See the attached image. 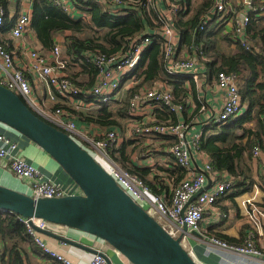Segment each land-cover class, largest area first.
<instances>
[{"label": "built area", "instance_id": "1", "mask_svg": "<svg viewBox=\"0 0 264 264\" xmlns=\"http://www.w3.org/2000/svg\"><path fill=\"white\" fill-rule=\"evenodd\" d=\"M88 1L91 0H19L22 9L11 28L10 35L18 44L21 58H26L29 63L18 67L16 53L0 43V85L19 95L36 116L69 134L87 149L119 186L152 215L171 236L179 238L184 235L181 242L194 258L190 242L192 239L208 247L221 248L247 257H261L263 252L256 245L255 232L258 233L264 227V209L256 205L252 199L242 202V207L246 210L247 224L252 228L245 245H229L208 236L207 231L202 230L207 220L206 215L210 212L215 213L216 222L231 216L230 211L223 213L217 203L234 190L236 178L227 172L221 173L216 170L211 164L210 157L200 149V145L207 127L223 125L231 118H237L245 113L246 106L242 101L236 75L220 72L216 77V86L225 93V99L213 114L207 113L204 119L197 120L203 126L200 132L194 129L195 120L173 122L169 119L161 121L157 118L161 113L181 117L189 106L188 98L178 103L173 92L166 86L153 88H148L147 85L140 86L129 99L125 126L121 129L97 133L91 132V127L89 130L85 127L80 128L77 119L69 111L63 108L52 109L35 97L33 83L45 82L50 88L49 98L52 101L64 98L77 108L99 109L104 105H111L120 100L119 96H122L124 91L139 85L135 73L143 60V55L155 41H158L163 49L165 71L168 76L203 85L204 66L199 65L197 56H182L179 51L181 37L178 20L180 14L188 10L180 0H97L114 16L131 10L137 11L140 15L142 12H154L152 24L157 28L152 31L147 30V34L128 38L124 47L117 52L84 53L83 60L98 70L95 84L90 89H83L72 81V77L67 73L68 61L62 57L60 44H55L50 52H45L23 41L32 22V15L26 10V5L46 2L61 8L66 13H71L76 6L78 8L79 3ZM211 1L212 8L203 15L199 30L206 31L213 22L218 26L231 23L234 31L233 42L250 50L248 27L254 14L255 18L264 24V0ZM6 16V8L0 3V33L6 31ZM83 18L87 19L88 15L84 13ZM199 50L200 47L197 46L194 52L197 53ZM208 108V103L202 100L199 112L206 113ZM153 138L173 139V141L157 152L149 150L154 154H147L145 158L146 153H144L141 161L149 160L148 167L157 174L159 161L168 155L174 165L184 171V177L179 182L175 183L174 179L167 181V184H170L169 194H153L143 179L121 166L115 154V151L121 149L122 144L128 139L140 143ZM262 152V143H257L251 152V161H258ZM202 155H206L203 164L201 166L194 164V160ZM0 165L22 179L28 187V194L33 197L54 198L81 193L75 183L63 187L45 179L39 168L21 155L18 142L2 132H0ZM248 183H251V179ZM261 184H264V176ZM203 189L204 191L189 203ZM21 220L35 244L51 261L54 260L55 264H76L52 249L44 239V235L37 231V229L51 231V226L56 224L43 219ZM184 223L188 226V233L183 231ZM193 231L200 235H192ZM110 247L120 255L116 249ZM107 258H109L108 254L98 249L89 264H108Z\"/></svg>", "mask_w": 264, "mask_h": 264}, {"label": "trees", "instance_id": "2", "mask_svg": "<svg viewBox=\"0 0 264 264\" xmlns=\"http://www.w3.org/2000/svg\"><path fill=\"white\" fill-rule=\"evenodd\" d=\"M137 1V0H136ZM192 0H180L188 9ZM0 3L4 5L3 0ZM80 7H85L90 15V21L74 20L68 16L61 8L51 3L41 2L36 5L35 13L32 17L31 27H33L38 40L42 44L45 52H50L55 45L54 38L59 32L72 31L73 35L68 37L66 54L75 58L74 62L81 63V70L88 74L89 83L81 84L78 76L72 77V81L83 89H90L94 86L98 70L93 65L83 60V55L89 51H101L104 53H114L122 49L128 38L145 33L152 24V17L146 13L141 15L134 10L121 13L117 16L112 15L105 7L97 5L93 1L79 3ZM212 1L207 0L197 10L195 15L187 21H179V31L181 35V45L189 51L199 46L209 55V77H217L220 72H226L237 76V82L242 94L243 104L246 112L237 117L231 118L223 125H212L208 127L201 141L200 149L209 157L212 166L219 172H227L236 178L234 189L244 187L251 178L250 160L251 152L257 143H264V24L252 15L251 23L248 27L250 35L251 49L248 50L243 45L237 44V50L228 51L224 45H229L234 38L233 34L222 35L221 31H216L215 27L207 31L199 30L203 15L212 8ZM10 25H7V27ZM78 34H87L86 38L77 37ZM10 50V46L1 42ZM161 48L157 42L153 43L137 70L139 85L127 93L125 98L117 101L116 108L104 105L97 110H75L68 107L69 111L78 121L86 124H95L102 129L116 130L121 129L127 120L129 99L133 93L142 85L151 83L156 79L165 77L164 62L162 60ZM195 53V52H194ZM68 67V65H67ZM75 67H72L74 69ZM175 85L176 92L181 96L177 102L184 101L187 89L184 84L172 83ZM177 99V98H176ZM61 107H54L58 109ZM177 122L174 115H169L167 120ZM255 123V127L247 126ZM0 132L13 138L9 132L0 128ZM172 143L173 139H167ZM134 144L133 141H125L121 149L115 151L117 160L121 166L132 174L143 179L151 188L153 194H169L170 184L164 183L150 168H142L135 164L128 154V147ZM114 155V153H113ZM28 162L39 167L31 159ZM62 170L67 180L57 182V184L67 187L74 182L64 169L53 160ZM159 170L163 171L162 168ZM167 176L174 177V182H179L184 177V171L180 167L175 170H168ZM248 189H245L247 191ZM240 193L229 196L235 198ZM226 196V195H225ZM221 199L224 200L226 197ZM218 206V203H217ZM218 208H220L218 206ZM220 210L223 213L229 211ZM251 228V227H250ZM252 231V228L251 230ZM208 236L215 237L220 241L233 246H243L246 241L239 244L234 239L215 234L211 229H207ZM256 234V232H255ZM0 264H28L26 262L25 244L34 245L35 250L43 252L35 244L29 234L26 225L22 222L19 215L11 212L0 211ZM44 255V254H43ZM46 256V255H44ZM47 257V256H46ZM55 264L56 262L52 260ZM30 264V263H29Z\"/></svg>", "mask_w": 264, "mask_h": 264}, {"label": "crops", "instance_id": "3", "mask_svg": "<svg viewBox=\"0 0 264 264\" xmlns=\"http://www.w3.org/2000/svg\"><path fill=\"white\" fill-rule=\"evenodd\" d=\"M91 1H93L97 5H100L97 2V0H91ZM197 1L198 0H192L191 2L192 4L187 10V12L184 14H180L178 23L181 20L187 21L188 19L193 17L195 13L197 12V10L200 8V6L203 3H205L207 0H199L201 2L199 1L197 2ZM233 1L239 2L240 0H233ZM3 2L6 8V11H7L6 24L10 26L6 28V31L4 33H0V41L8 44L10 46V50L16 53V63L18 67H22L29 62L26 60V58L24 59L21 58L20 50L18 49V44L11 38V35H10L11 28L14 26L15 20L17 19V17L19 16L21 12L22 5L20 4L19 0H3ZM40 3L41 2H37V3L35 2L32 5L25 6L26 10L31 13L32 17L35 13L36 5H40ZM100 6L102 7V5ZM239 9L240 8H238V10ZM84 13L88 15L87 19L83 18ZM232 13L234 14L235 12L233 11ZM66 14L74 20L81 19L87 23L90 21V18H91L88 13L87 8L82 7V6L80 7V5L78 6V8L76 6L71 13L68 12ZM146 14H148L151 17H155L154 12H146ZM211 26L215 27L216 31H221L222 35H226V34L234 35V31L232 29L233 27L231 23L223 25V26H218L216 23L213 22L209 24L207 29L211 28ZM156 28L157 26L155 24H151V26L149 27L151 31L152 29L154 30ZM142 34H147V31H145V33H142ZM72 35H73L72 31L59 32L55 36L54 42L55 44H60L63 50V48H66V45L68 44L67 43L68 37ZM80 35L81 34H78L77 37H80ZM23 41L31 47L42 49V44L38 40L33 27H30V30L28 34L24 37ZM155 42H157V44L161 48V45L159 44V42L158 41H155ZM151 46L152 44L148 47L147 51L149 50ZM224 49L228 51H235L237 50V45L232 41L229 45H224ZM161 51H162L161 52L162 60L164 62V55H163L162 48H161ZM179 51L182 56H188V57L197 56V59H198L197 62L199 63V65L204 66V76L205 77L203 76L202 78L204 79L203 85L195 83L194 81L187 82L184 80H180L178 78H173V77L168 76L165 71V63H164L165 77L162 79H156L155 81L145 84V85H147L148 88L166 86L173 92L177 100H179L183 98L177 97V96H181V94L176 92L175 85L172 83L184 84L187 89V95L184 97V99L188 98L189 106L187 108V111H185V113L181 117H177L176 115H174V117L176 121L195 120L194 129H196L195 130L196 132H199L198 127L201 124L197 122V120L201 121L202 119H204L207 113L213 114L215 110L218 109L222 105L225 99V93L216 86V77H209L208 63L211 61V59L209 58V55H207L204 52L203 48L200 47V50L197 53H194V52L189 51L183 45H180ZM202 57H204V59ZM63 58L68 61V67H67L68 74H70L71 76L75 78L76 76H78L77 81L79 80V83L81 84L89 83L90 80H89L88 74H85L82 72L80 68L81 66L80 63L74 62L75 58H73L72 56H68L67 54ZM72 67H75V68L72 69ZM76 68H79V70ZM135 74L137 77V71ZM33 89H34L35 97L38 100L46 103V105L52 109L58 106V107H61L67 110L68 107L71 106V108L73 109L75 108L78 111L79 110H97L96 108H92V107L77 108L75 106H72L71 103L64 98H58L53 101L50 100L49 98L50 88L45 82L44 83L34 82ZM131 90L132 89L124 91V92L127 94ZM119 97L121 100L123 96L121 97L120 95ZM202 100L206 101L209 105V108L206 113L199 112L200 103ZM157 118L161 121H167V118H169V114L161 113L157 115ZM76 121L78 122V126L80 128L85 127L86 129L89 130V127H91V132L97 133V132L107 131L106 129H102L95 124H86V123L78 121V119ZM125 123H124V126H125ZM248 125L252 128L255 127L254 122ZM0 128L5 129L7 132L12 134L11 136L15 138L18 142L19 152L21 153V155L24 156L26 159L29 158L35 163H37L39 166L38 168L44 175L45 179L51 180L55 183L67 180L65 175L62 173V170L60 169V167H58L56 163L53 161L54 159H52L48 154H46L40 147H38L36 144L32 143L28 139L20 136L16 132L3 127L2 125H0ZM168 143L169 141L167 139L165 140L163 138H153L152 140H147L146 142L144 141V142L136 143L132 145L130 149H131V153L134 151L136 146H137V149L141 151L147 148L148 149L153 148V150L157 152L159 151V149H162L163 147L165 148L168 145ZM262 150H263L262 155L258 161L250 160L249 165L251 169V174H250L251 183L250 184L248 183L244 187L234 189L231 193H228L225 196L226 198L224 200L222 201L220 200L218 202V206L221 209L230 211L231 216H229L228 219H224L222 222H216V216L214 215L215 213L214 214L212 212L208 213L206 215L207 223H205L204 225L206 231L207 229H211L213 233L232 238L235 240V242L239 244L246 241L248 234H250L251 232L250 231L251 228L247 224V219L245 217L246 210L242 207V202L247 199H252L256 205L264 209V184H261L263 180V176H264V143L262 144ZM130 157L135 162L136 165L141 166L142 168H150L148 167L149 160L141 161L142 160L141 156L140 158H136V159L133 157V155H130ZM205 158H206V155H202L200 158H197L194 160V164H198L201 166ZM161 160L162 161L165 160V162L159 161L160 165L158 167L162 168L163 171L159 170L158 168L156 172L159 177H162L164 179V183L167 184L168 180H171L174 178V177L172 178L168 177L167 171L175 170L176 166L174 165L173 160H171V158H169L168 155H166L165 158L162 157ZM0 184L28 194V187L26 183L22 179L17 177L15 174L10 172L8 169L2 167L1 165H0ZM245 189H248V190L245 191ZM238 193H240L239 196L235 197L234 199L229 198V196H232ZM51 229L52 230L50 232H52L53 234L62 236L66 239H69L70 241H73L79 245H82V247L75 246V245L68 244L63 241L57 240L53 237H48L44 235V239L46 240V242L49 244V246L52 249L63 254L64 256H66L67 258H69L71 261H73L76 264H89L91 259L94 256V253L92 251L97 252L98 249L103 250L108 254L111 264H127L128 263V261L122 255H118L117 253H115L114 250L110 246H108L107 244H105L104 242L100 241L97 238H93L90 235L82 233L78 230L70 229L64 226H60V225L58 226L52 225ZM190 242H191V246L193 247L195 259L200 264H264V227L260 229L258 233L255 234L256 245L258 247H261V250L263 252V255L261 257H247V256L229 252L221 248L208 247L203 243H198V242L196 243L193 240H191ZM2 246L3 244L0 242V248H2ZM24 248L26 251V258H27L26 262L27 263L29 262L30 264H54L48 257L44 256L39 250L38 251L35 250V247L33 244L32 245L25 244Z\"/></svg>", "mask_w": 264, "mask_h": 264}, {"label": "water", "instance_id": "4", "mask_svg": "<svg viewBox=\"0 0 264 264\" xmlns=\"http://www.w3.org/2000/svg\"><path fill=\"white\" fill-rule=\"evenodd\" d=\"M0 125L40 147L81 190L77 195L46 198L33 197L0 184V211L14 213L21 219H43L78 230L108 243L130 264H200L183 246L184 235L171 236L87 149L69 134L36 116L19 95L1 85ZM203 191L200 190L189 203ZM37 231L82 247L50 231ZM183 231L189 232L185 223ZM191 234L200 235L195 231ZM107 262L111 264L109 258Z\"/></svg>", "mask_w": 264, "mask_h": 264}, {"label": "rangeland", "instance_id": "5", "mask_svg": "<svg viewBox=\"0 0 264 264\" xmlns=\"http://www.w3.org/2000/svg\"><path fill=\"white\" fill-rule=\"evenodd\" d=\"M199 1V0H198ZM197 1V2H198ZM194 2V1H193ZM199 2H201V1H199ZM86 36H87V34H83V35H80V37H82V38H86ZM66 48H63V50H62V57H65V52H66V50H65ZM72 61V60H71ZM80 65H81V63H80ZM76 69H78L79 70V68H76ZM126 93L124 92V94L121 96L122 98H125L126 97ZM116 104H117V102H113L110 106H112V108H116L117 106H116ZM247 126H249V125H247ZM250 127V126H249ZM199 132L200 131H202V129H203V126L202 125H200L199 127ZM126 141H132L131 139H128V140H126ZM134 142V144H136V142L135 141H133ZM134 144H132V145H134ZM132 146H129L128 147V154H131V155H133V157L136 159V158H140V156L142 157V155L144 154V153H146L145 155H144V158L146 157V155L147 154H150V153H153V152H151L152 150H153V148H151V149H145V150H143V151H141V150H139V149H137V146H136V148L134 149V151L131 153V148ZM149 150H151V151H149ZM134 152H136V153H134ZM154 154V153H153ZM141 160V159H140ZM232 192V191H231ZM231 192H229V193H231ZM226 219V218H225ZM228 219V218H227ZM224 220V219H223ZM223 220H221L220 222H222ZM206 223V222H205ZM205 223H204V225H205ZM204 225L202 226V230H205L206 231V229H204L205 227H204ZM194 242H197L196 240H194V239H192ZM260 249H261V247H260ZM262 249H263V247H262ZM262 255H263V253H262Z\"/></svg>", "mask_w": 264, "mask_h": 264}]
</instances>
